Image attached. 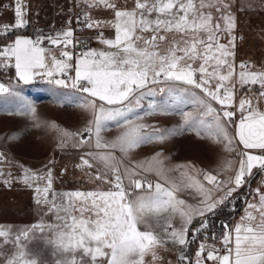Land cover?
Here are the masks:
<instances>
[{
    "label": "snow or ice",
    "instance_id": "6c2138e0",
    "mask_svg": "<svg viewBox=\"0 0 264 264\" xmlns=\"http://www.w3.org/2000/svg\"><path fill=\"white\" fill-rule=\"evenodd\" d=\"M85 3L114 10L112 27L115 38L105 40L101 37L109 51L90 49L81 53L74 66L68 63L73 57L66 50L62 51V58L51 56L49 61L46 55L49 50L41 44L48 39L52 45L59 47L63 44L66 49L73 43L74 35L72 30H67L55 37L39 36L35 40L18 37L14 43L0 48V63L7 66L14 59L16 75L24 84L31 83L35 77H45L49 83L71 86L84 94L73 103L90 110L92 121L83 133L64 132L63 135L75 140L74 148L88 145L95 149L83 154L81 166L95 168V179L112 187L107 191L57 194L52 191L50 171L46 176H38L25 170V184L32 186L30 182L46 181L43 187L37 184L34 188L36 202L49 206L56 223L37 224L33 229L18 234L13 241L17 251L6 260V264H37L36 259L26 258L21 244L32 230H47L52 234L48 242L54 249L68 254L57 264H143L146 253L168 241L187 246L188 226L195 216L205 217L207 213L214 212L232 198L233 192L245 185L253 169L264 170V112L254 108L251 100H240L238 110L241 118L236 132L230 137L227 131L228 124H236L233 120L235 111L228 109L233 107L237 83L241 86L259 85V95L264 96V73L246 71V66L241 64L238 78L233 79L236 73L230 57L234 55L232 48L236 37H232L227 45L219 41L222 32L231 34L235 18L221 11L228 8L223 0H199V3L196 0H136L134 9L130 11L117 9L112 0H85ZM206 7L221 12L223 29L219 22L213 24L212 13L204 11ZM24 15L22 0H16L15 25L8 27H24ZM86 19L88 28L99 26L98 21H92L90 17ZM143 33L151 35L145 38ZM167 33L179 34L180 40L174 39L161 49L160 42L167 39ZM202 33L205 37L201 36ZM0 35L6 33L0 32ZM141 41L142 47L138 44ZM196 60L200 64L194 68L192 62ZM69 69L74 70V77H69L70 85L66 79H53L66 76ZM157 85L166 86L169 93H184L201 109L194 118L190 112L182 113L183 125L175 130L177 133L192 131L198 136L226 143L229 150H233L232 142L237 140L242 149L233 175L221 180L218 175L203 173L206 187L201 180L185 173H181L182 179L178 183L171 181L157 166L158 161L156 164L153 161L125 163V158L136 148L163 141L171 134L170 130L161 131L140 122L143 116L137 110L144 107L142 101L155 96L157 91H165V87H154ZM194 90H200L201 95ZM4 94L14 95V91L0 83V95ZM213 102L221 108L214 107ZM147 107L157 114H167L168 111L166 106L155 101ZM27 110L35 117L34 106L28 105ZM206 117H211V120H206ZM112 127L123 131L115 139L105 141L102 132ZM117 150L121 156L116 155ZM251 150L257 151L254 154ZM3 160L0 154V161ZM153 171L159 177L154 184L144 175ZM181 188L194 189L200 196L199 203L189 205L179 199L176 193ZM256 195L258 203L247 204L240 224L231 230L224 226L225 254L208 251L204 256L205 246L200 244L196 264H202L201 257L215 264H264V193L257 189ZM58 196L60 203L57 202ZM177 214L182 221L179 229L172 225ZM149 217L156 219L162 234L151 230ZM140 224L149 230L141 231L138 228ZM207 227L206 221H201L197 231ZM0 237L7 241L9 232L0 229ZM77 252L81 254L79 258ZM152 254L155 257L154 251ZM84 257L88 258L86 262ZM180 259L186 261L187 257L182 254Z\"/></svg>",
    "mask_w": 264,
    "mask_h": 264
},
{
    "label": "rangeland",
    "instance_id": "374dc122",
    "mask_svg": "<svg viewBox=\"0 0 264 264\" xmlns=\"http://www.w3.org/2000/svg\"><path fill=\"white\" fill-rule=\"evenodd\" d=\"M112 2L117 9L128 11L133 10L136 4V0H112ZM196 2L199 3V0ZM223 3L227 4L228 8L221 11L230 13L235 18V27L231 34L222 32L219 41L227 45L232 37H236L235 46L232 48L234 55L230 57L236 73L233 79L238 78L241 64L246 66V71L264 73V0H223ZM15 5L4 17L11 26L15 25L16 20ZM22 5L26 23L21 28L13 27L12 43L18 36L33 40L47 33H51L53 37L57 36L62 33L60 29L62 18L73 7L82 6L89 12L92 21L99 22V26L89 30L94 39L91 50H110L102 42L101 37L105 40L115 38V29L112 27L115 21L113 9L102 5L89 6L85 0H22ZM204 11L212 13L213 24L219 22L221 28H224L221 12L207 7ZM143 35L148 38L151 34L143 33ZM165 35L167 39L160 42L161 49L174 39L180 40L179 34ZM201 36L205 37V34L202 33ZM12 43L0 39V48ZM138 44L143 46L142 41ZM41 47H45L51 52V56L59 59L62 58V50H66L69 46L66 49L63 44L57 47L45 39ZM77 60L68 63L74 66ZM192 63L195 68L199 66L200 61L196 60ZM2 68L6 72L2 71ZM71 70L74 71L69 69L67 72ZM0 83L14 91V95H0V154L4 157V160L0 161V229L9 232L7 241L0 237V264H6V260L17 251L13 241L18 234L33 229L37 224L56 223L55 214L49 211V206L36 202L34 188L37 184L43 187L46 181L30 182L32 186L25 184L23 182L25 170H28L29 174L35 173L38 176H46L50 171L52 191L57 194L107 191L112 185L95 179V168L81 166L83 154L95 149L88 145L74 148L72 144L75 140L63 135L64 132L83 133L93 119L90 110L77 107L73 103L76 98L84 95L83 93L73 90L70 86L62 87L37 80L36 77L31 83L24 84L16 75L14 59L7 66L0 63ZM154 87H165V91H157L155 96L146 97L142 101L144 107L137 110L143 116L140 122L153 125L161 131L170 130L171 134L163 141L147 143L136 148L125 158V163L153 161L156 164L158 161L157 166L165 171L171 181L178 183L182 179L181 173H185L202 182V174L207 169L215 168L228 158L239 156L237 140H233V150H229L226 143L198 136L192 131L181 130L177 133L175 130L183 125L182 113L190 112L194 118L199 115L201 109L191 103L190 98L184 93H169L164 85ZM194 91L201 95L200 90ZM260 91L259 85L241 86L237 83L234 89V104L228 110L236 113L242 98L252 102L259 101L264 105V96L259 95ZM152 101L166 106L167 114L152 113L147 107ZM28 105L35 107V117L28 112ZM213 106L217 109L221 108L215 102ZM205 119L211 120V117ZM122 131L123 129L112 127L111 130L103 131L102 137L105 141H111ZM227 131L230 137L235 134L233 124L227 125ZM116 155L122 154L117 150ZM144 175L153 184L159 180L155 171ZM159 182L164 183L163 180ZM257 183L264 185V179L258 180ZM125 184L127 185V179ZM176 195L186 203L200 200L199 194L194 189L181 188ZM250 197L251 200H255L253 195ZM51 198L52 192L49 193V199ZM57 202H61L59 196ZM51 238L52 234L47 230L30 231L28 239L21 240L27 254L26 258L36 259L37 264H57L58 260L66 258L68 254L57 252L48 242ZM76 255L79 258L81 254L77 252ZM83 259L85 262L88 260L87 257ZM143 264H165V262L161 254L155 253L154 257L152 253H148L144 256ZM178 264H181L180 260Z\"/></svg>",
    "mask_w": 264,
    "mask_h": 264
},
{
    "label": "crops",
    "instance_id": "0c3cea01",
    "mask_svg": "<svg viewBox=\"0 0 264 264\" xmlns=\"http://www.w3.org/2000/svg\"><path fill=\"white\" fill-rule=\"evenodd\" d=\"M18 37H20V36H18ZM46 55L48 56V58H50L51 52L48 51V53ZM49 61H50V59H49ZM242 99H246V98H242ZM252 105L254 108L258 109L259 111L264 112V105L261 104L259 101L252 102ZM235 116H236V124H233L234 133L236 132V129H237L239 117L241 118V113L239 112L238 107L236 109V115ZM241 149H242V146L238 144V154L240 153ZM251 151H253V153L255 154V152L257 150H251ZM239 160H240V155L237 158H235V157L228 158L226 161L222 162L220 165L215 166V168L207 169L205 173H211L214 175H218V178L221 180L227 179L229 176L234 174L235 169L238 167ZM262 179H264V170H260L258 168L253 169V173H252L251 177L246 178L245 185L240 187L236 192H233L232 198H230V200H226L223 204L219 205L214 210V212H216L217 210L221 209L222 207H224L225 205H227L229 203L234 205V202L237 200V197L240 198V200H241L240 201V203H241L240 208L238 209L237 213L232 217V219L230 221L231 224H230L229 230L234 229L236 225L241 223V218L245 216V211H246V207H247L248 203H258V197L256 195V190L259 189L261 193H264V185L261 183H257V182H258V180H262ZM202 183H205L206 187L208 186L206 184V182L203 181V179H202ZM214 195H219V194L214 193ZM252 195L255 197V200L254 199L251 200L250 196H252ZM198 203H199V201H194L191 203L189 202L187 204L197 205ZM214 212H212V213H214ZM212 213H207L205 217H207L208 215H210ZM164 215H166V214H164ZM199 218H204V217L195 216L192 220V223L194 222V220L199 219ZM148 221H149V224L151 225V230H153L156 233L162 234V228L160 226H157L156 219L154 217H149ZM191 224L188 226V238H189V228H190ZM172 225L174 228H177V229H179L182 226V221H181L178 214L172 219ZM139 227H141L140 228L141 231L149 230L144 224H140ZM200 244H204V246H205L204 256L207 255L208 251H214L219 255L225 254V246L223 243V238H221L220 240H213V241L212 240H210V241L209 240H201L198 244V247H197L194 255H193L194 264H196L197 253L199 252ZM182 247L183 246L174 245L171 243V241H168L164 245L156 247L155 248V249H157L156 251H154L155 249H153L152 251H149L148 253L150 254L154 251L155 253H158L159 255L161 254L165 264H178L179 255H180L179 250ZM148 253H146V254H148ZM201 260H202V264H215L214 261L206 260V259H204V257H201Z\"/></svg>",
    "mask_w": 264,
    "mask_h": 264
},
{
    "label": "built area",
    "instance_id": "2783aa9c",
    "mask_svg": "<svg viewBox=\"0 0 264 264\" xmlns=\"http://www.w3.org/2000/svg\"><path fill=\"white\" fill-rule=\"evenodd\" d=\"M15 4L16 0H0V32L6 33V35H0V39L5 40L8 43H12L14 28L8 27L11 26V24L7 19H4V17L7 12L14 8ZM86 17H90L89 12L82 6H75L62 18V24L60 27L62 33L67 30H72L74 33L72 37L73 43L66 49V51H69L72 54L73 60H77L81 53L86 52L93 47L94 39L89 33L90 28L87 27L89 21ZM49 36L53 37L51 33L44 35V37ZM2 71L6 72L3 68ZM69 77H74V71H68L66 76H60V78L66 79L68 83L71 84ZM36 79L48 82V78L43 79L42 77H36ZM53 79H55V77ZM73 90L77 91L76 89ZM233 120L236 121V116L233 117Z\"/></svg>",
    "mask_w": 264,
    "mask_h": 264
},
{
    "label": "trees",
    "instance_id": "16d2710c",
    "mask_svg": "<svg viewBox=\"0 0 264 264\" xmlns=\"http://www.w3.org/2000/svg\"><path fill=\"white\" fill-rule=\"evenodd\" d=\"M240 201V198L237 197L234 205L229 203L207 217L194 220L189 228V243L179 250L180 261L182 254L187 257V260L181 261V264H189V262L193 264V255L201 240L213 241L223 238L224 226L227 225L230 229V221L240 208ZM201 221H206L208 227L197 231V229H200Z\"/></svg>",
    "mask_w": 264,
    "mask_h": 264
},
{
    "label": "bare ground",
    "instance_id": "6f19581e",
    "mask_svg": "<svg viewBox=\"0 0 264 264\" xmlns=\"http://www.w3.org/2000/svg\"><path fill=\"white\" fill-rule=\"evenodd\" d=\"M47 83H49V82H47Z\"/></svg>",
    "mask_w": 264,
    "mask_h": 264
}]
</instances>
